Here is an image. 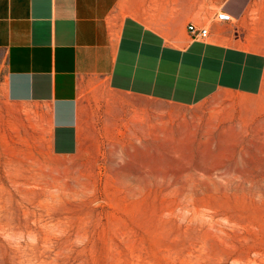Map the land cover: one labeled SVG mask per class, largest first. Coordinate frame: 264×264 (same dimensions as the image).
<instances>
[{
	"label": "rangeland",
	"instance_id": "rangeland-1",
	"mask_svg": "<svg viewBox=\"0 0 264 264\" xmlns=\"http://www.w3.org/2000/svg\"><path fill=\"white\" fill-rule=\"evenodd\" d=\"M39 109L7 103L5 125L0 103V264H264V92L221 93L155 144L102 128L97 105L107 134L71 157Z\"/></svg>",
	"mask_w": 264,
	"mask_h": 264
},
{
	"label": "crops",
	"instance_id": "crops-1",
	"mask_svg": "<svg viewBox=\"0 0 264 264\" xmlns=\"http://www.w3.org/2000/svg\"><path fill=\"white\" fill-rule=\"evenodd\" d=\"M256 6V0H0L5 125L7 103L39 105L52 153L67 157L107 134L97 127V105L102 128H129L143 144H155L157 134L186 136L189 119L195 126L203 105L221 93L263 94L264 46L253 33L264 21H253ZM222 10L243 17V32L234 20L216 18ZM189 23L208 26L209 36L194 38Z\"/></svg>",
	"mask_w": 264,
	"mask_h": 264
},
{
	"label": "built area",
	"instance_id": "built-area-1",
	"mask_svg": "<svg viewBox=\"0 0 264 264\" xmlns=\"http://www.w3.org/2000/svg\"><path fill=\"white\" fill-rule=\"evenodd\" d=\"M218 20L230 21L234 19V15L226 10H222L216 13ZM188 28L194 38L206 39L209 36L208 26H197L195 23H189Z\"/></svg>",
	"mask_w": 264,
	"mask_h": 264
}]
</instances>
